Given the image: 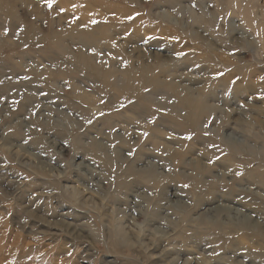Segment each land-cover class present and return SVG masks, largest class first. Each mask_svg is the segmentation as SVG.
I'll return each instance as SVG.
<instances>
[{"label": "rangeland", "instance_id": "1", "mask_svg": "<svg viewBox=\"0 0 264 264\" xmlns=\"http://www.w3.org/2000/svg\"><path fill=\"white\" fill-rule=\"evenodd\" d=\"M175 1L0 0V264H264V0Z\"/></svg>", "mask_w": 264, "mask_h": 264}, {"label": "bare ground", "instance_id": "2", "mask_svg": "<svg viewBox=\"0 0 264 264\" xmlns=\"http://www.w3.org/2000/svg\"><path fill=\"white\" fill-rule=\"evenodd\" d=\"M182 1H184V0H176L175 2L177 3H179L180 5H182L181 3H184V2H182ZM186 1H188V0H186ZM185 1V2H186ZM248 2H251L250 0H247ZM82 2V1H81ZM218 2H219V7H220V9L219 10H221V11H223L225 8H226V3H224V2H222L221 3V1H219L218 0ZM259 2H260V0H253V3H254V7H258L259 6ZM83 3V2H82ZM83 4H85V3H83ZM179 4H176V5H179ZM77 7V9H78V5L76 6ZM184 8V7H183ZM81 9V8H80ZM178 9V8H177ZM231 11V10H230ZM259 13H261V12H259ZM192 14V13H191ZM206 19H205V17H199V19L197 20V24H201V25H203L204 23H206ZM89 27V26H88ZM99 29L100 30H104V31H102V32H106L105 31V29H103V28H99L98 27V29H93V28H87L86 29V32H84V33H86L87 34V37H89V36H91L90 34L92 33H95V32H97V31H99ZM107 30V29H106ZM199 30V29H198ZM27 36V35H26ZM25 36V37H26ZM176 38H177V41H180L182 44L184 43V45H186V43H185V41H184V39L181 37V38H179L178 36H175ZM202 36H200V37H198L197 39H195L196 41H195V48H194V50H198L199 51V53H198V56H195V54H191V55H193V59H195V62H196V64L195 65H201V64H205L206 62H209L210 64L212 63V64H214L213 62H215L213 59L214 58H216V57H218L219 59H221V61L222 60H224V61H226V59H225V57L223 56V55H221V54H223V53H220V51L219 50H214L212 53H214L213 55H207V53H209L210 51H208L205 47H204V44H203V40H205L204 38H201ZM211 40V39H210ZM264 41V40H263ZM233 43V45H234V42H232ZM214 44L216 45L217 44V42L214 40ZM58 47V46H57ZM230 48V51H232V50H235L236 48H234V46H230L229 47ZM184 49V48H183ZM201 51V52H200ZM183 53V52H182ZM180 56V55H179ZM179 56H177V61H176V67L177 68H179V67H181L182 68V66H183V64L184 63H180L179 62V60L181 59H184V57H179ZM194 62V63H195ZM210 64H209V66L208 67H210ZM191 65V64H190ZM193 65V64H192ZM219 65V64H218ZM202 66H205V65H202ZM214 66H216L215 64H214ZM231 66V65H230ZM205 69H207V68H205ZM229 77H231V80L235 77V75L233 76L232 74H229V75H227V76H225V79L224 80H229ZM223 80V81H224ZM222 81V82H223ZM153 82V81H152ZM137 83H138V85L142 88V89H146L148 86V81H147V76H146V74L144 75V73L142 74V75H140L139 74V76H138V78H137ZM254 83H255V81H254ZM253 84V83H252ZM240 85V84H239ZM239 85H237V87L235 88V90H233L232 92H233V95H234V97L235 96H237L238 94H240V93H242V91H244L241 87H239ZM106 86H108L107 88H111V89H113V90H116L117 92L116 93H118L119 95H122L123 94V89H125L126 88V85L124 86L122 83L121 84H119L117 81H114V82H111V84L109 85V84H107ZM228 87H229V84H228ZM249 87H251V86H247V89L249 88ZM152 88H153V90H157V82H156V80L153 82V84H152ZM128 89L130 90V96H125L128 100H132V99H138L139 101H140V99H141V96H140V94H141V92L143 91V90H141V91H139V89H138V86L137 85H135V84H133V85H130L129 87H128ZM107 90V89H106ZM250 90V89H249ZM84 100L85 101H89V98L88 97H84ZM185 100H187V97L185 98ZM185 100H183L182 102L183 103H180V105H183L184 103L186 104V102H185ZM94 99L93 98H90V101H89V103H87V104H94ZM193 105H194V103H193ZM188 110V109H187ZM203 113H206V111L205 110H200L199 108H195V109H193V107L190 109V111H188V117H186V119L187 120H185V122H184V124L186 125V126H189L191 129H193V130H196V127H197V125L199 124V119H200V117L202 116V114ZM222 207V206H221ZM222 208H224V207H222ZM227 208V207H226ZM225 208V209H226ZM219 209H220V207H219ZM228 209H229V207H228Z\"/></svg>", "mask_w": 264, "mask_h": 264}]
</instances>
